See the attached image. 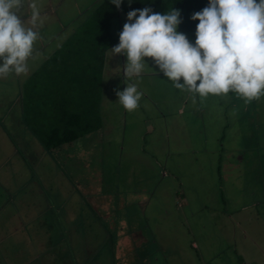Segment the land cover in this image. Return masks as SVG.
I'll return each instance as SVG.
<instances>
[{"label": "rangeland", "instance_id": "rangeland-1", "mask_svg": "<svg viewBox=\"0 0 264 264\" xmlns=\"http://www.w3.org/2000/svg\"><path fill=\"white\" fill-rule=\"evenodd\" d=\"M34 1L44 3L47 11L52 10L46 15V25L39 23L43 27L38 34L42 47L36 57L42 58L89 18L100 0ZM126 22L127 14L123 12L111 21L115 45ZM185 35L195 43L196 34ZM145 61L143 70L159 71L151 58L146 57ZM113 79L111 75L109 98L100 100L104 116L101 126L103 118L109 127L103 129L101 138L94 131L59 152H44L39 160L35 153V168L12 177L17 182L14 190L7 186L10 181L0 184V264H99L104 258L93 257L100 251L93 247L103 244L106 238H116L115 249L129 245L141 264H238L240 255L244 259L241 264L251 263L256 253L246 252L254 242L251 243L250 234L258 235L257 227L264 229V205L256 204L264 199V180L261 184L253 181L264 178V95L245 103L234 92L210 94L216 112L205 115L210 116L205 126L201 118L200 123L191 122L185 118L191 114H185L172 116L174 125L168 129L158 128L155 124L159 122L153 121L155 129L151 134L146 131L148 122L137 121L140 114L135 119L129 111L126 128H121L118 110L124 109ZM6 130L15 135L8 126ZM156 134L162 150L157 154L158 160L140 148L157 145L150 143ZM122 146L124 153L118 160ZM24 147L31 151L33 146ZM167 150L174 153L163 156ZM130 151L133 155L125 154ZM164 171L168 174L163 175ZM4 180L2 177L0 183ZM53 187L61 192L63 209L67 206L72 213L76 210L80 222L91 211L100 216L98 224L88 226V232L87 226L78 225L75 232L65 219L54 221L53 216L47 215L53 211L50 205L59 206L52 197ZM179 192L187 195L188 205H180ZM18 197L29 208L19 206ZM141 204L143 213L132 215L131 219L134 206L140 208ZM123 205L125 210L121 209ZM48 207L45 219L38 220L47 224L35 223L38 208ZM60 213L63 215L64 211L61 209ZM31 220L35 222L28 223ZM131 229L133 238H139L137 245L125 241ZM82 233L84 240L80 238ZM92 235L97 238L92 239ZM202 235L208 237L206 244L201 241ZM192 238L198 242L197 249L191 246ZM263 241L257 238L256 250L264 249ZM217 250L220 254L213 256ZM263 259L262 254L259 263L264 264Z\"/></svg>", "mask_w": 264, "mask_h": 264}, {"label": "clouds", "instance_id": "clouds-1", "mask_svg": "<svg viewBox=\"0 0 264 264\" xmlns=\"http://www.w3.org/2000/svg\"><path fill=\"white\" fill-rule=\"evenodd\" d=\"M111 3L120 8L122 0ZM23 4L24 0H0V78L28 72L27 61L38 39L34 29L42 21L32 2L31 27H25ZM180 16L179 9L161 14L150 7L127 13L119 43L110 49L111 57L126 56L125 77L139 76L148 57L177 89L200 97L234 92L249 103L264 95V0H209L191 16L199 20L194 44L177 31ZM116 96L131 112L141 94L129 84Z\"/></svg>", "mask_w": 264, "mask_h": 264}, {"label": "trees", "instance_id": "trees-1", "mask_svg": "<svg viewBox=\"0 0 264 264\" xmlns=\"http://www.w3.org/2000/svg\"><path fill=\"white\" fill-rule=\"evenodd\" d=\"M208 4L209 0H131V3L122 0L120 8H117L111 0H100L90 17L47 56L24 84V118L44 149L59 152L100 128L105 52L115 40L110 31L112 19L121 12L127 14L144 7L161 14L179 9V28L184 33L196 34L199 20H192L191 16ZM129 232L125 241L137 245L139 238H133L132 229ZM80 238L84 240V233ZM115 239H103V246L93 247L100 248L99 254L93 257L104 258L99 264H141L129 245L117 251ZM140 247L142 244L137 246Z\"/></svg>", "mask_w": 264, "mask_h": 264}, {"label": "crops", "instance_id": "crops-1", "mask_svg": "<svg viewBox=\"0 0 264 264\" xmlns=\"http://www.w3.org/2000/svg\"><path fill=\"white\" fill-rule=\"evenodd\" d=\"M32 2H35L39 10L40 20L42 21V25L44 24L43 26H45L46 21H47L45 19L46 15L52 12V10L48 9L47 11L46 8L44 7V3L43 5H40V3L34 0H25L23 4L22 12L20 14L25 27H31L28 21L30 20L31 14H32V10L29 7V4ZM42 28H43L42 26L39 27V23H38L37 27L34 30L37 31L38 34H40V29ZM177 31L185 34L179 28V26L177 27ZM69 35L62 38L60 43L57 46H55V48L51 52H53L62 43V41L65 40L66 37H68ZM192 35L194 36L195 34H190V36ZM39 39L40 37H38V39L36 40L37 42L36 41L34 42L33 54L27 61V66H28L27 74L16 75L14 72H12L6 78H0V182H1L2 177L5 179L0 184H6L5 182L10 181V184L7 185V186H12V189L10 190H14L13 187H15L17 183L15 182V180H12L13 179L12 177H14L16 174L18 175V172H29L30 169H32V166L33 167L35 166L36 159L32 158V156H34L35 153H38L36 155H38V160H39L41 156L43 155V153L47 152L44 149L43 145L40 143V141L37 139V137L31 132L29 125L26 123L25 118H24V115H25L24 105L22 104L24 84L29 79L30 75L40 67L42 62L51 53L50 52L49 54L45 55L42 58L36 57V55L40 53L41 47H42V44H40ZM44 39L45 38L43 37V43L45 42ZM114 42L107 48L105 52V61H104L103 71H102L101 100L102 98L104 100L105 97L109 98V94L111 90L110 76L112 75L114 77L113 80L117 82V87L119 88L120 91H122L126 87V85H129V84H134L137 87V91L141 94V97H140V100L138 101V107L135 110L131 111L130 113L132 114L131 117L135 119L137 118L138 116L137 114L139 113L140 115L137 121L141 119V121L148 122L149 130L146 129L148 133L152 134L154 132L155 125H157L158 128H163V129L170 128L172 124L174 125V122L172 121V116H182L185 114H191V117L190 115H185L186 117L184 116L186 119L190 118L191 122L200 123V118H201L202 124L205 126V122L208 121L210 118V116L207 118L205 115L216 112L214 109L215 103H213L209 99L211 95H208L207 97H200L199 94H193L186 90L177 89L174 86L173 82L169 80L166 76H164V74L160 71H150L149 69H146V70H143L139 76H133L132 78L125 77L123 65L126 62V56L115 55L111 57L110 49L113 46H115ZM181 82L183 81L181 80ZM194 95H195V102H193ZM123 109H124L123 112H121V110H118V112H120L119 115L121 114V119H119V124L121 123V128L125 129L126 128L125 126L127 123V116H126L127 110L124 107ZM101 117H104L103 114ZM169 118H171V120L168 126ZM153 121H158L159 123L161 122V124L156 123L154 125ZM102 122L103 124L101 126V130L99 129L97 130V134L100 136V138L102 137V135L105 134L104 133L105 131L103 129L106 128L107 130V128H109L108 124L104 122L103 118H102ZM7 126L9 129L10 128L13 129L15 135H13L12 132L9 133V131L6 130ZM17 135L21 137H18ZM168 135L169 134L167 133L166 136L168 137ZM155 137L156 138L151 139L150 143L152 144L153 142L154 144H157V145L152 144L149 149H144L142 147L140 148L145 154H148L153 159L158 160L157 154L162 152V150H160L161 145H158L159 135L156 134ZM15 139L18 141H15ZM91 140L94 141L93 139ZM25 144L27 146L29 145L33 146L31 151L28 148L25 149L24 147ZM119 152L120 153L118 156V160L119 158H121V155H123L124 153L123 146L119 148ZM134 152H135V149H134ZM173 153H174V150H167L163 152L164 154L163 156L173 154ZM179 153L181 152L179 151ZM125 154L126 155L129 154V156L133 155L131 151ZM129 160L131 161L134 159H129ZM167 174L168 172L166 171L163 172V175H167ZM262 180H264V178L260 179L259 177H257V179H254L253 181L254 182L256 181L257 184L258 183L261 184ZM254 182H247V184H252V183L256 184ZM55 188L56 187H53L54 191L52 192V197L55 203L57 202L59 203V206L56 207L55 204H52V206L51 205L49 206L53 208V211H52L53 214L52 213L47 214V212H49L50 210L49 207H48L49 208L48 210L47 208L46 209L38 208L37 215L34 218L35 221L36 220L37 221L35 222L31 220V221H28V223L35 222L37 224L46 225L47 222L43 221V219H42V222L38 220H40V218L45 219L46 217L45 215L47 214V215H50V217L53 216L55 218L54 221H57V220L59 221L61 218L65 219L66 224H68L70 228L72 227L75 228L74 229L75 232L77 231L76 228L78 229V225L80 226L83 224L87 226L86 230L88 232L90 231L88 230V226L90 227L91 225H95V223L98 224L99 222L98 219L100 218V216L95 215L91 211L88 213L89 215L84 216V222H80L79 219L81 217H79V213H77L76 210L74 211L73 209L74 212L72 213V211L70 210L71 208L69 209V207L67 208V206H65V209H63L61 192L59 191L56 192L57 189ZM40 189H42V187ZM15 192L16 191H13L12 194H15ZM45 192L47 191L45 190ZM177 194H179L181 198L180 205L181 206L188 205L187 195L184 192H179ZM55 200H57V202ZM140 201L145 202V199L141 198ZM260 202H263V203H260ZM260 202H257L256 204L264 205V199ZM17 203L19 204V206L22 204V207L29 208V204L24 203L22 199L19 197L17 198ZM134 207L135 209L133 210L131 217L132 215L140 216V214L143 213L142 212L144 209V208L142 209L143 204H141L140 206L142 210L139 208L138 205H135ZM61 209L64 211L63 215L60 213ZM121 209L125 210L126 209L125 205L121 206ZM40 210L41 211L43 210V211L41 212ZM251 218L255 219L256 217H251ZM89 219H91V221ZM213 222L214 221L212 220V225H213ZM220 222L221 220L218 219L217 225H219ZM54 224H61V222L54 223ZM197 224H200V222H198ZM255 231H256V234L258 235L255 236L253 232L250 234L252 236L250 241L251 243L253 241L254 242L251 245V249L248 248L246 250V252H248L251 255L256 253L254 255V258H251L252 262L249 264H261L259 263L258 259H259V256L261 257L262 254L264 255V249L256 250L258 249L257 238L264 240V229H260L259 227H257ZM93 233H95V231H93ZM93 237L97 238V236L95 235H92V239ZM207 239H208L207 236H205V238L203 237V235L201 236V241L203 242L205 240V244H206ZM248 244L249 243H247V245ZM247 245L246 247H248ZM261 245L262 247L264 246V241L261 243ZM191 246L195 249L198 248V242L196 241V239L194 238L191 239ZM207 247H210L209 240L207 243ZM243 252H245V250H243ZM219 254L220 252L219 250H217V252L213 256H217ZM241 256L242 255H240V257ZM240 257H238V264H241L244 261L243 257L241 258Z\"/></svg>", "mask_w": 264, "mask_h": 264}]
</instances>
